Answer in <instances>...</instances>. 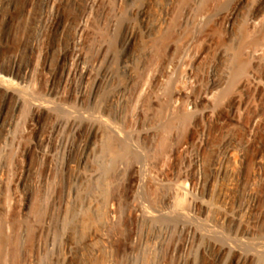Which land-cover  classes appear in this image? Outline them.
I'll return each instance as SVG.
<instances>
[{"label": "rangeland", "instance_id": "1", "mask_svg": "<svg viewBox=\"0 0 264 264\" xmlns=\"http://www.w3.org/2000/svg\"><path fill=\"white\" fill-rule=\"evenodd\" d=\"M0 264H264V0H0Z\"/></svg>", "mask_w": 264, "mask_h": 264}, {"label": "bare ground", "instance_id": "2", "mask_svg": "<svg viewBox=\"0 0 264 264\" xmlns=\"http://www.w3.org/2000/svg\"><path fill=\"white\" fill-rule=\"evenodd\" d=\"M15 68H17V67H15ZM14 72V71H13ZM239 243V242H238ZM239 246V245H238Z\"/></svg>", "mask_w": 264, "mask_h": 264}]
</instances>
